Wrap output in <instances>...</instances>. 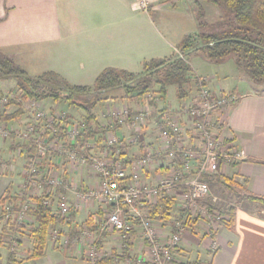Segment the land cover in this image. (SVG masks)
I'll list each match as a JSON object with an SVG mask.
<instances>
[{
  "label": "crops",
  "instance_id": "obj_1",
  "mask_svg": "<svg viewBox=\"0 0 264 264\" xmlns=\"http://www.w3.org/2000/svg\"><path fill=\"white\" fill-rule=\"evenodd\" d=\"M134 2L135 0H0V51L12 57L28 73L31 72L29 68L40 72L29 73L30 75L52 71L64 77L70 84L88 85L92 83L84 81L83 78L90 76L96 79L108 67L131 71L132 62L138 60L139 56L144 61L170 57L186 36L199 32L193 8L184 9L189 13L191 31L183 29L181 32L176 29L173 36L170 31L173 30V23L167 21L166 17L171 10L169 6H172V11H176L178 4L175 0H155L149 11L139 10ZM184 27L189 28L188 25ZM191 55L208 65L215 64L213 61L208 62V59L203 60L204 56L200 51ZM224 62L216 63L220 64L216 69L222 68L216 72H203L190 60L195 75L206 78L213 91L235 92L239 96L233 107L221 111L219 115L221 130L227 139L233 138L232 141L246 151L247 159L231 166L227 173L235 174L236 179L245 184L250 193L264 198V84L255 85L238 68L235 61L232 62L231 71L223 68ZM116 95L118 94L113 96ZM166 98V103H170L168 93ZM138 100L139 98L131 102L134 105L140 101ZM43 102L52 109L57 104L51 99ZM178 104L177 99L172 106ZM62 111L70 116L85 117V111L75 106L69 105ZM23 115L29 116V113ZM98 119L101 122L102 117ZM3 123L8 127L11 122ZM9 127L14 129L13 126ZM131 131L123 127L118 134L120 137H128ZM142 139H145L146 146L152 147L158 146L160 141L157 136L146 132ZM21 146L22 144L16 150L9 147L7 160L0 158L7 163L6 169H0V198L8 191L13 194L22 193L25 182L24 169H21L23 165L17 168L18 165L12 157L21 153ZM144 150L140 145H133L129 152L131 154ZM32 153H28L27 149L30 158ZM58 157L62 156L58 154L56 158ZM56 158L54 162L57 164ZM23 164L25 167L26 161ZM57 170L64 172L61 174L70 179L71 186L64 191L73 206L75 216L70 223L59 226V241L54 244L49 239L42 257L24 258L15 264H89L86 258L88 242L73 241L87 224L89 215H92L96 226L93 229L98 241L102 242V250L108 249L111 239L119 237V232L106 236H103L104 233L99 234V226L105 218V206L94 200L82 202L77 199V190L95 186L97 178L71 166L67 172L60 168ZM156 172L157 169L147 171L145 176L150 179L149 176L153 177ZM98 205L102 208L96 210ZM239 205L232 226L220 224L214 232H209L206 225L200 223V233L192 234V241L189 240L187 232L179 247L181 254L191 247L195 249L196 258L201 264H264V210L261 206H256L260 205L258 202L247 200ZM74 226L79 228L76 233ZM140 236L136 232L130 252L135 253V249L139 250L144 245ZM7 258V251L1 249L0 264H7ZM123 260L116 264H127ZM169 264L177 263L173 261Z\"/></svg>",
  "mask_w": 264,
  "mask_h": 264
},
{
  "label": "built area",
  "instance_id": "obj_2",
  "mask_svg": "<svg viewBox=\"0 0 264 264\" xmlns=\"http://www.w3.org/2000/svg\"><path fill=\"white\" fill-rule=\"evenodd\" d=\"M154 1L135 0L134 6L149 11ZM159 97L147 93L145 99L148 102L143 104L124 103L108 108L100 122L104 132L84 140L89 130L85 118L48 108L36 98L23 100L22 91L17 88L2 94V112L9 110L7 107L12 100L23 103L30 118L26 127L16 135L22 140L32 141L35 147L24 168L22 194L29 198L20 205V211L15 215L17 223L27 229L32 227L34 220L28 212L36 207L33 197L41 195L45 187L50 197L45 199L46 204H52L53 196V204H56L62 217L68 216L72 210L73 206L64 191L71 186L70 179L56 170L47 171L44 168L47 160L56 158L58 154L64 155L74 169L85 165L94 169L96 185L78 189L77 199L82 202L94 200L105 206V219L99 227V234L117 231L124 244L129 232H139L144 245L136 258L138 264H169L175 260L176 248L188 232V225L183 219L172 217L166 221L170 233L164 238L160 236L149 206L156 204L162 195L174 197L180 212L196 220V225L204 223L208 230L228 220V214L216 207L218 197L204 177L218 172L227 174L233 164L247 159L246 151L232 141L233 138L227 139L221 130L219 115L221 111L233 107L239 96L235 92H215L206 78L199 77L193 95L177 106L166 101L164 106H160L163 102ZM152 100L154 103L158 101L157 108L150 103ZM156 109L159 110L157 114ZM152 122L160 140L158 146H146L128 164L126 156L130 154V148L140 144L143 133H147ZM123 127L132 130L128 137L119 136L118 131ZM0 132L5 137L10 134L9 129L0 128ZM194 138L197 140L195 143L192 142ZM6 167L7 163L0 160V169ZM156 169L153 177L146 178L147 171ZM121 180H124L123 183ZM208 197L215 205L213 208L202 203ZM13 218L11 207L0 205L1 221L5 224ZM60 237L58 228L51 229L50 240L54 244ZM95 239L96 233L87 224L73 239L75 242H88L86 258L88 262L92 260L91 264H97L100 255Z\"/></svg>",
  "mask_w": 264,
  "mask_h": 264
},
{
  "label": "trees",
  "instance_id": "obj_3",
  "mask_svg": "<svg viewBox=\"0 0 264 264\" xmlns=\"http://www.w3.org/2000/svg\"><path fill=\"white\" fill-rule=\"evenodd\" d=\"M207 1L218 6L222 11V17L218 24H203L197 19L198 26L209 25V31L201 30L196 34L186 36L178 45L177 52L170 57L145 61L142 72L136 73L126 69L108 67L96 77L92 84L74 85L52 71L30 75L12 57L0 51V81L15 79L17 89L22 91V98L32 97L41 101L51 99L56 102L64 100L70 106L84 110V118L89 124V130L85 134L84 140L104 132L98 116L94 113V108L102 99H108L110 92L123 91L124 94L121 97H125L129 102L145 96L147 93H156L162 99H165L169 87L176 86L178 101L181 102L187 99L191 95V89H196L199 78L195 75L190 64L189 56L193 52L200 51L206 59L216 63H222L229 58H233L238 68L255 85L264 84V0ZM16 106L18 108L11 114L2 112L0 121L9 122L20 117L24 113L22 102L16 104ZM8 128L12 136L11 148L16 150L22 143L17 140L15 130H11L9 126ZM24 145L28 147V153L34 152L35 147L32 141H27L23 143ZM139 145L144 150L146 148L145 139H141ZM142 152L128 154L126 156L128 164ZM233 165L236 166L237 164ZM45 169L47 171L53 170L48 167ZM204 179L211 184V187H223L236 195L234 202L216 206L229 216V219L222 221L221 224L232 226L235 212L243 201L258 202L264 209V198L250 193L246 185L236 179L235 174L229 175L218 172L211 176H205ZM123 181L121 180V183ZM46 188H44L41 195L33 197L36 207L28 212L34 220L32 227L29 229L23 224L17 223L15 218V215L20 211V205L29 197L26 194H13L8 191L6 195L0 198V205L8 204L14 214V218L8 223L4 224L0 220V226L3 224L0 239L3 237L2 234L10 236L19 243L23 242L22 238L24 236L29 238L31 246L28 259L42 257L50 239L51 229H60V225L70 223L71 218L75 216L72 209L68 216L62 217L56 204H53V196L52 204H46L44 201L49 197ZM202 203L211 208L215 206L212 204L211 197H208ZM149 210L152 218L157 222H166L174 216L183 219L185 225L191 226L196 222V220H191L188 214L180 212L176 207V199L168 195H162L156 204L149 206ZM86 223L92 228L96 227L92 215L88 216ZM74 227L76 233L79 228ZM136 232V230H132L127 234V240L124 242L125 246L122 251L123 259L134 245L133 240L136 237ZM108 234V232H104L103 236ZM100 245H102L101 240L98 241V246ZM177 252L181 253L179 248H176ZM7 259V264L18 262L15 253L12 251L8 252ZM109 261L111 260L105 258L99 264H110ZM185 264L201 263L197 259L195 262Z\"/></svg>",
  "mask_w": 264,
  "mask_h": 264
},
{
  "label": "rangeland",
  "instance_id": "obj_4",
  "mask_svg": "<svg viewBox=\"0 0 264 264\" xmlns=\"http://www.w3.org/2000/svg\"><path fill=\"white\" fill-rule=\"evenodd\" d=\"M175 1H176L175 3L178 4L175 7L176 11H172V6H169L171 8V10L169 11V13L167 14V17H166L167 21L173 23L172 26H171V28H173V30H170L171 32H173V36L175 34L176 29L181 31V32L183 31V29H185L184 31H188V32L191 31V29H192L191 26H190L191 25V23H190L191 21H190V19H188V16H189L188 14L189 13H187L188 12L187 10H184V9H187L186 7H188V9L193 8V14L199 20V22H202L203 24H209V23L218 24V21L222 17L221 9L218 6H216V5L212 4V3H209L207 0H180V2H178L177 0H175ZM173 7H174V5H173ZM152 19L155 20V18L153 16H152ZM182 24H183V26H182ZM186 25H188L189 28L184 27ZM208 26L209 25H205L203 27H199V31H201V30H205V31L208 30L209 31L210 28H208ZM176 52H177V50H176ZM194 56L195 55H190L189 58L192 61L193 65L200 71H203V72H205V71L206 72H210V71L216 72V70L222 69V68L216 69L217 66H220V64H216V62H215L214 65H208L207 63H205V61H201L200 58L195 59ZM141 57L142 56H139L137 58L138 60L132 62L133 63V68L131 69V72H136L137 73V72H142L143 71V67H144L145 61ZM203 60H207V59L203 57ZM233 61H234L233 58L227 59L226 62H224L225 65L223 66V68H227V69H229V71H231L232 65H233L232 64ZM208 62H210V60H208ZM29 69L31 71V72H29L30 74L40 73V72H34L35 68H29ZM83 79H85L84 81H86L88 83H93L92 81H94L95 78H90V76H87L86 78H83ZM230 80H232V79H230ZM16 88H17V81L15 79H8V80H5V81H0V96L2 94L8 93L9 91H12V90H14ZM194 92H195V90L191 89L190 94L193 95ZM115 94H118V95L113 96ZM119 94H122L121 96H123L124 93H123V91H119V93L110 92L109 93L110 97L108 99H102L101 101L98 102V104L94 108L95 113L98 114L97 115L98 118L100 117V119H101V117L103 116V113L108 108H112L113 106H120L121 104H124L126 102H127L126 104H130V105L132 104V103H129V101L127 99H125V97H122V99H121L120 98L121 96H119ZM154 95L157 98V96L159 94L155 93ZM27 98H32V97H26V98H21V99L24 100V99H27ZM123 99H125V100H123ZM160 99L163 102L160 106H164L165 101H166L167 98H165V99L164 98L163 99L160 98ZM139 100L138 101L140 102V104L148 102V101H146L145 96L140 97ZM184 100H186V99H184ZM184 100H182V101H184ZM168 101L170 103H172V104L177 102L176 86H171V88L169 89ZM20 102L21 101H19V100H12L10 105H9L10 107H7V109H9V110H6L5 113H7V114L13 113L18 108L16 106V104H19ZM154 102H155L154 100L150 101V103H152V105L155 108H157L158 107V101H157V103H154ZM55 106L56 107H54V105H53L54 109L59 110L60 112H63L62 110L67 109L69 105H68L67 101L60 100L59 102H57V104ZM156 110H158V109H156ZM23 111H24V113H27L26 110L23 109ZM0 112H2V111H0ZM157 112L159 113V110L156 111V114H157ZM79 114H81L80 111H79ZM22 115L23 114H21L20 117ZM23 116L24 117H21V119H19V117H18L17 119L10 121L11 123H9V125H8V126H13L16 133L18 131L22 130L23 127H26V124L29 121L30 115L29 116L23 115ZM80 116H83V115H80ZM101 121H102V119H101ZM3 122L4 121H0V124H1L0 127L4 128V129H9L8 127H6L7 125H3L4 124ZM149 133H150V135H153V136L155 135V137L158 136V133L155 132V128H154L153 122L150 124V128L148 129L146 134H149ZM11 138H12V136L10 134L8 135V137H5L0 132V158H3L4 160H7L6 157L8 155L6 153H7V150L9 149V147H11L10 146ZM17 140L20 143H22L21 153L20 154L17 153L14 156H12V155L11 156L14 158V161H16V164L18 165L17 168H19V166L23 165V167L21 168L23 170L26 167V165L24 167L23 163L26 161V164H28L27 160H28V158H30L29 155L27 154L28 147L25 146V145L23 147V143H25L27 141L22 140L18 136H17ZM192 142L195 143V142H197V140L194 138V140ZM65 158L66 157H64V155L62 157L56 158L58 160L57 164H56V162H54V159H48L47 162L45 163V166L50 168V169H53V170H57L58 168H60V170H64L65 172H67V170L70 169V166H69L70 163L67 162ZM78 170L86 171L85 173L88 176L92 175L93 177H95L94 172H93L94 169L89 167L88 165L83 166V168L79 167V168H77V171ZM60 173H64V172H60ZM227 174L231 175L229 172ZM149 178H151V177L149 176ZM212 192H213V194L215 196L218 197V201H217V205L218 206H222L225 203H232L236 199V195H235L234 192H232L230 190H226L223 187L222 188H220V187L213 188L212 187ZM256 206L260 207L261 205H256ZM99 208H102V206L98 205L96 207V210L99 209ZM261 208L263 209L262 206H261ZM254 209H256V208H254ZM256 211L260 212L259 210H256ZM196 224L197 223L194 222L191 226L190 225L187 226L186 232L188 231V235L187 236H188L190 241H192L191 238H193L192 234L200 233V226L196 225ZM2 225L3 224H1V226H0V231H1ZM155 225H156V229L158 230V233L160 234V236H162V238H164L166 236V234L170 233V227L168 225V222L161 223V222H157L156 221ZM89 228H90V230L95 231L94 230L95 228L93 229L91 226H89ZM209 230L212 232L214 230V228L213 229H209ZM138 231H140V229H138ZM108 233L111 234V233H113V231H108ZM2 236H3L2 239H0V250L3 249V251L4 252L7 251V253L9 251L14 252L15 253V258L17 260H21V259L27 258L29 256L30 246H31V241H30L29 238L24 236L22 238L23 242L19 243L15 239L13 240L8 235H5V234L3 235L2 234ZM140 238H142V236H140ZM110 242L111 243H110L108 249L104 251V250H102L101 245L98 246V237H96L95 244H96V246H97V248L99 250V254H100L98 256V258H97V264L102 262L105 258L111 260V261H109V262H111L110 264H116V263H118V261L120 262V261L123 260L122 251L124 250V246L125 245L122 243L120 238L117 236L116 239H111ZM180 246H181V244H180ZM188 248L189 249L187 251L185 249V251L182 254L181 253L177 254L178 252L175 254V262L177 264H180V263L181 264L191 263V262H195L197 260V258H196L197 255H196L195 249L191 248V247H188ZM135 251H136L135 253L133 251H131V252L129 251V253L126 254V256H125V258L123 260L124 261L123 263L138 264L136 262V258H137V256L139 254H141V252H140V249L139 250L135 249ZM91 263H92V260L89 261V264H91Z\"/></svg>",
  "mask_w": 264,
  "mask_h": 264
}]
</instances>
